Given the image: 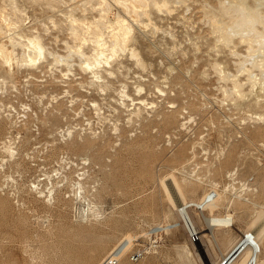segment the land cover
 <instances>
[{"label": "rangeland", "instance_id": "1", "mask_svg": "<svg viewBox=\"0 0 264 264\" xmlns=\"http://www.w3.org/2000/svg\"><path fill=\"white\" fill-rule=\"evenodd\" d=\"M231 1L0 0V47L19 59L0 56V264H99L125 236L120 264H217L264 217V38L231 27ZM70 11L81 34L86 21L126 17L146 65L119 51L102 91L82 67L97 43L76 51ZM2 16L41 36L37 63ZM138 84L154 106L129 116L120 93L137 97ZM173 174L180 202L221 192L216 206L188 207L196 245L162 186ZM228 212L229 229L209 226Z\"/></svg>", "mask_w": 264, "mask_h": 264}, {"label": "bare ground", "instance_id": "2", "mask_svg": "<svg viewBox=\"0 0 264 264\" xmlns=\"http://www.w3.org/2000/svg\"><path fill=\"white\" fill-rule=\"evenodd\" d=\"M129 1L130 0H128V2ZM105 2H106V0H105ZM167 2H169V1H167ZM231 2H232L231 7L234 8L233 12L236 13L235 20H234L233 25L231 27H234L235 29H238L239 31L241 30L243 32H248L246 34H249V37L247 35H245V36H247L246 38H252V36L250 37V33H252V35L256 37L255 39H257L260 42L261 39L264 38V11L261 10V7H259V2L260 3H264L263 0H262V2L260 0L257 4H255L253 6L249 5V3H247L246 0H235V1L232 0ZM130 4L127 3L128 6ZM105 5H106V3H105ZM262 5L264 6V4H262ZM133 6L134 7H132V8L135 9L136 6H142V4L139 5V4H136L134 2ZM142 8H143V6H142ZM104 9L105 8H102V11H104V13H105L104 17L106 18L107 17L106 13L108 14L109 11H107V9L105 11ZM228 9H230V8H228ZM142 11H143V9H142ZM142 11L139 12V14L141 13L140 15H142ZM15 12H17V11H15ZM146 12H148V11H146ZM214 12H215V10H214ZM66 14H68V12H66ZM139 14H138V16H139ZM67 16L71 17L70 20L73 23H75V24L77 23L78 20H80L79 18H77L72 13V11H70V13ZM102 16H100V18H102ZM3 18H6V17H3ZM7 18H8V16H7ZM7 18H6V21H7ZM13 19L8 20L7 21V25L9 27V29L12 30L13 33H15L17 37H19V39L20 38L24 39L23 43L26 46L27 51H28L27 52L28 56L25 55L26 58H24V60L25 61H29V63H32V64L37 63V61L42 56H44V53L46 52V45L42 41L41 36H38L39 35L38 33L37 34L36 33L35 34L34 33L27 34V33H24V31L23 32L20 31L21 29L19 27H21V25H19V19H21V17L19 19L18 18L16 19V16H15V17H13ZM127 21L128 20H126V17H123V15L115 14L113 19L109 18V17L106 19L105 22L108 23V24H106V26H104V28L106 29L105 30V29H103V26L101 24V23H103V22H101V19H99V18L95 19L94 18L93 20L84 22V25L86 23V29L84 28L85 32H84V30L83 31L81 30L82 32H84L82 34L77 32L78 31L77 30V25L78 24H76V25L72 24L73 25L72 26L73 33L75 34V38H76V41H77V44H76L77 50L75 49L76 51H79L81 53L84 52L83 51V45H84V43L86 44V42H87V39H88L87 36L90 37V39L93 41V43L94 42L97 43V47L95 49H93V51H92L93 54H91V55H89V56H87L85 58L84 62L82 63V67H83L84 70H90V72L93 73L92 76H94L95 80L99 82L98 84H99V87H100V89L102 91L105 90V85L107 84V82L105 84L104 80L102 79L103 78V71H106V72H109V73L113 74L112 73L113 70H111V68H110L112 66V58L119 51H126L127 50L129 52V54L131 55V57L135 59V61H136V63L138 65L143 66V67L146 65V62L142 58L139 50L136 48V46L131 44V41L133 40V37H134L133 34H132L133 28H132V25L130 24V22L128 23ZM222 21H223V19H222ZM80 24L82 25V23H80ZM217 25H219V24H217ZM258 25L262 26V28L259 29L260 27L258 28ZM78 26L80 27V25H78ZM23 28H22V30H23ZM81 29H83V28H81ZM10 30H8V31H10ZM105 31L109 33V37L111 38L109 42H108L107 38L105 37ZM89 34H91V36H89ZM242 36H243V33H242ZM245 36H243V37H245ZM17 42H18V40H17ZM17 42H16V44H17ZM255 43H256V41H255ZM263 43H264V41L262 40V44H261V42H260V44L264 45ZM18 44H21V42H19ZM251 44H253V43L251 42ZM1 47H0V56H1V58L5 60V63L10 62L15 56L13 57L12 55H10L8 53H5L3 48H1ZM250 47L252 48V46H250ZM257 47H258V45H257ZM7 51H8V48H7L6 52ZM10 52L13 53V54L15 53V52H12V50ZM14 55H16V53ZM15 58H14V60H15ZM17 58H18V56H17ZM17 60H19V59H17ZM113 60H114V58H113ZM98 78H100V79H98ZM254 80H255L254 81V83H255L256 79H254ZM109 86H110V84H109ZM124 88H125V86H124ZM136 89H137L136 92H138L137 94L139 95L137 97L133 96L132 93H130L128 90H126V88L123 89L122 91L120 90L121 91L120 94L122 95L123 104L125 106H128L127 103H126L127 100H131L132 104L134 105V107H132V108L128 107V109L130 110L128 115L129 116L136 115V117L137 116L140 117L141 108H142V106L140 104H147V105L151 104V107H153L154 106V102L153 101L152 102H147L146 98L143 96L144 86L142 84H138ZM160 90L163 91L161 88H160ZM237 91H240V89L237 90ZM241 92H244V90L241 91ZM93 105H94V108L96 110V113L101 115V111H100L101 110V106H100V104L98 102H94ZM92 143L93 142H91L89 140H84L83 143L78 142V145L92 146ZM7 149H9V147H7ZM97 160L99 161V159H97ZM101 161L102 160H100V162ZM169 179H170L169 182L165 181V180H163V182H162V184H163L162 186H163V188H164V190L166 192V195H168V198L170 199V202L172 204H174L175 207H177L178 211L181 213V215L185 219L186 226H189L190 228L194 227L196 229L194 221H193L192 217L190 216V214L188 212V207L191 206V205H195L199 209H206V208L211 207V206H216L219 203L218 202L219 199H221L220 198L221 192L219 193L218 191L215 190V194L212 193V192H207L204 196H202L197 201L196 200H192V201H181L180 202V201H178V199H179L178 196L180 197L182 195H180V187L181 186H179V181H177L178 179L175 178L174 174L171 175L169 177ZM80 188L82 189L81 186L79 187V189ZM261 214H262V211H261ZM232 216H231V214L229 212L225 213L224 215H214V216H211V217H207V222H208L209 226H215V225L219 226L220 225L221 227L225 226V227L228 228V226L233 225ZM259 216H261V215L259 214ZM259 216H258L257 220H255V223H253V224H255L253 226V229L250 230V231H247V232L245 230V233H241L242 234L241 238L238 241L235 242V244L232 246V248L220 259V261L217 264H233L236 260H240V259L242 260L241 262L243 264H248L249 260L254 258V257L258 260V262L260 264H264V258L262 259L260 257L261 256V252L263 253V251H262L263 250V245H262V242H261V238L264 235V217H259ZM224 229H226V228H224ZM126 240L129 241V240H131V238L125 236V238L123 240H121V242L118 244V246H116V249L122 247L123 243H125ZM212 241L214 242L213 245L216 246L217 244H215V243L217 242V240H216L215 237H214V239ZM211 247H212V245H211ZM186 251H187V255L189 254V256H190V254H192L191 250L189 248L188 249L186 248Z\"/></svg>", "mask_w": 264, "mask_h": 264}, {"label": "built area", "instance_id": "3", "mask_svg": "<svg viewBox=\"0 0 264 264\" xmlns=\"http://www.w3.org/2000/svg\"><path fill=\"white\" fill-rule=\"evenodd\" d=\"M187 230H188V239L193 245H196L199 242H201L202 234L198 228L195 229L194 227L190 228L189 226H187ZM123 254H124L123 250H118V249L111 250L99 264H120ZM145 254H146L145 249H138L136 251L131 252L129 254V258L132 261H138L141 260L145 256ZM248 264H260V263L254 257L249 260Z\"/></svg>", "mask_w": 264, "mask_h": 264}, {"label": "water", "instance_id": "4", "mask_svg": "<svg viewBox=\"0 0 264 264\" xmlns=\"http://www.w3.org/2000/svg\"><path fill=\"white\" fill-rule=\"evenodd\" d=\"M224 263V262H223Z\"/></svg>", "mask_w": 264, "mask_h": 264}]
</instances>
